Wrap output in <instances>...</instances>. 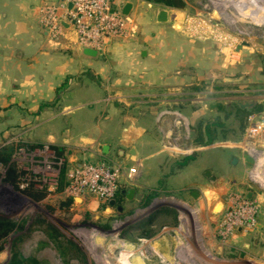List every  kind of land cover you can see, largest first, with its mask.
<instances>
[{
	"label": "crops",
	"instance_id": "obj_1",
	"mask_svg": "<svg viewBox=\"0 0 264 264\" xmlns=\"http://www.w3.org/2000/svg\"><path fill=\"white\" fill-rule=\"evenodd\" d=\"M112 1L129 20L126 33L107 39L102 54L88 55L70 30L53 42L41 27L40 8L62 0H0V101L21 114L51 115L65 135L57 146L68 162H107L121 168V199L115 209H150L163 193L175 194L167 197L185 209H205L214 191L203 190L204 180L216 185L248 163L235 147H226L234 153L229 160L215 153L212 136L202 146L209 140L202 119L213 111L204 110L189 90L214 80L227 62H221V54L243 51L227 34L191 30L188 1L182 10L166 7L165 23L156 21L160 5ZM243 44L244 52L253 51ZM54 103L57 112L44 110ZM194 128L200 131L193 137ZM210 150L213 159L204 157ZM129 169H134L130 179ZM74 201L107 211L92 197Z\"/></svg>",
	"mask_w": 264,
	"mask_h": 264
},
{
	"label": "rangeland",
	"instance_id": "obj_2",
	"mask_svg": "<svg viewBox=\"0 0 264 264\" xmlns=\"http://www.w3.org/2000/svg\"><path fill=\"white\" fill-rule=\"evenodd\" d=\"M185 1L189 3L187 25L191 30L199 18L205 31L217 24L233 38L229 42L243 51L238 56L233 51L221 54V62H227L214 80L205 79L189 92L201 100L204 110L205 105L218 104L213 114L205 113L202 119L205 140L212 136L217 144L215 153L227 160L234 153L226 152V147L237 148L236 155L248 163L245 170L224 176L216 185L205 179L203 190L214 191L205 200V209H185L167 197L175 194L163 193L150 209L117 210L113 206L109 211L90 210L74 200L66 205L69 198L62 193L64 172L74 164L68 162L63 150L58 156L64 164L57 187L40 177L44 182L41 189H35L43 191L45 197L36 202L18 187V180L6 181L8 170L20 175L22 169L35 170L39 162L49 161L46 152L57 156L50 146L60 148L59 138L65 135L52 124L51 115L21 114L0 101V151L10 153L8 163L0 164V218L22 226L0 240V264H10L13 250L24 257L36 256L40 264H264V0L249 3L262 17H249L243 7L232 6L228 0ZM183 29L187 30L186 26ZM243 42L253 51L244 52ZM244 99H261V104L248 110L237 108L235 102ZM52 105L44 110L57 112L58 105ZM251 123L262 127L257 138L245 136ZM194 129L193 137L200 131ZM30 145L40 147L31 151ZM249 146L255 151L248 150ZM207 151L204 157L213 159L214 152ZM258 166L257 182L251 175L257 173ZM50 227L79 251L61 254L56 250L48 242ZM17 238L23 242L13 249Z\"/></svg>",
	"mask_w": 264,
	"mask_h": 264
},
{
	"label": "built area",
	"instance_id": "obj_3",
	"mask_svg": "<svg viewBox=\"0 0 264 264\" xmlns=\"http://www.w3.org/2000/svg\"><path fill=\"white\" fill-rule=\"evenodd\" d=\"M240 1L243 2V0ZM228 2L232 6L241 4L239 2L235 5L236 0H228ZM249 3L250 0H247V4L240 5L245 12L252 8ZM39 14L41 27L50 40L59 42L68 29L74 35L77 46L93 50L98 54L103 53L107 39L120 37L126 33L125 24L129 23L127 16L113 5L112 0H62L59 4L44 5L40 8ZM247 14L249 15V13ZM202 24V19L196 21L194 31L197 29L201 32L205 31ZM206 31L209 34L223 33L217 24H213L212 29ZM227 35L229 36V34ZM261 132L262 127L259 124L251 123L245 136L249 139L257 138ZM247 149L254 150L251 146ZM35 150L32 149L31 151ZM46 154L49 161L39 162L40 165H37L35 170H21L22 173L18 179V187L21 190L28 186L41 189L40 183H43L44 179L41 181L40 177H46L51 187H57L64 159L54 156L51 152H46ZM260 167H256L257 173H259ZM121 173V168L116 165L81 161L64 172L62 193L73 200H84L87 197H92L107 207L109 201L116 199ZM133 174L134 169H129L126 173L129 179Z\"/></svg>",
	"mask_w": 264,
	"mask_h": 264
},
{
	"label": "trees",
	"instance_id": "obj_4",
	"mask_svg": "<svg viewBox=\"0 0 264 264\" xmlns=\"http://www.w3.org/2000/svg\"><path fill=\"white\" fill-rule=\"evenodd\" d=\"M146 2L156 4V5H162L167 8L171 9H178L182 10L185 8V1L184 0H145ZM46 106V105H45ZM245 114L243 115V117ZM211 139L209 138L207 143H211ZM206 143V142H205ZM204 143V144H205ZM39 145H30L29 149H34V148H39ZM50 149L53 150L57 156L62 155V149L50 146ZM10 158V153L7 152L6 149H3L0 151V164L6 165L9 161ZM20 177L19 173H15L14 169L8 170V175L6 178V181H9L11 183L15 182L18 180ZM23 193L32 199L33 201H40L45 197V193L41 190H37L32 186H28L23 190ZM120 199H121V194H120V188L118 189V194L116 196V204L119 206L120 205ZM73 199L69 198L66 201V205L71 204ZM22 229L21 227H17L15 223L12 221H9L4 218H0V240L4 237H6L8 234L12 233L16 229ZM51 228V232H48L47 238L48 242L52 243L53 246L55 247L56 250H59L61 254H66L70 253V251L78 252L79 250L69 241L61 240L60 235L55 231V229ZM44 231V230H43ZM23 238H17L16 243H13V249H18V245L21 244L23 241ZM65 246V248H64ZM41 261L36 257V256H29V257H24L20 251H14L13 250V256L10 264H40Z\"/></svg>",
	"mask_w": 264,
	"mask_h": 264
},
{
	"label": "water",
	"instance_id": "obj_5",
	"mask_svg": "<svg viewBox=\"0 0 264 264\" xmlns=\"http://www.w3.org/2000/svg\"><path fill=\"white\" fill-rule=\"evenodd\" d=\"M168 17H169V11L165 6L160 5L159 7H157L156 9V21L158 23H165L168 21ZM88 55H93L94 51L93 50H86L85 51ZM261 104V99H247V100H241V101H237L235 102V105L237 106V108L239 109H251L253 107H255L256 105ZM217 106L218 104H208L205 105L204 108L205 110L208 111H213L215 112L217 110ZM235 162V159L232 160V163ZM209 175V171H207L205 173V176ZM131 191H128V194H130ZM116 204L115 200H111L108 202V206H107V211H109V209L111 207H113Z\"/></svg>",
	"mask_w": 264,
	"mask_h": 264
},
{
	"label": "bare ground",
	"instance_id": "obj_6",
	"mask_svg": "<svg viewBox=\"0 0 264 264\" xmlns=\"http://www.w3.org/2000/svg\"><path fill=\"white\" fill-rule=\"evenodd\" d=\"M237 1H238V2H237ZM239 2H241L240 5H244V0H243V2L240 1V0H236L235 5H237V3H239ZM252 8H253V7H252ZM252 8H251V10H246V12L249 13V15H252V16H254V17H262V13H261V11H259V10H255L254 8H253V9H252ZM263 16H264V15H263ZM263 157H264V156H263ZM259 159L262 160L263 158L260 157ZM262 161L264 162V159H263ZM257 174H258V173L251 175V178H252L253 180H256V181L258 182V179H256V175H257ZM262 185L264 186V184H262Z\"/></svg>",
	"mask_w": 264,
	"mask_h": 264
}]
</instances>
